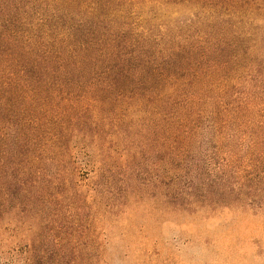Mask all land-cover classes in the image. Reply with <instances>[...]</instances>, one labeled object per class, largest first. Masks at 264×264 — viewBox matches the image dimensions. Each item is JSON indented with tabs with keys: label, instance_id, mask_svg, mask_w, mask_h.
I'll list each match as a JSON object with an SVG mask.
<instances>
[{
	"label": "trees",
	"instance_id": "16d2710c",
	"mask_svg": "<svg viewBox=\"0 0 264 264\" xmlns=\"http://www.w3.org/2000/svg\"><path fill=\"white\" fill-rule=\"evenodd\" d=\"M155 190L264 197V0H0V227Z\"/></svg>",
	"mask_w": 264,
	"mask_h": 264
},
{
	"label": "rangeland",
	"instance_id": "374dc122",
	"mask_svg": "<svg viewBox=\"0 0 264 264\" xmlns=\"http://www.w3.org/2000/svg\"><path fill=\"white\" fill-rule=\"evenodd\" d=\"M198 147L197 158L215 167V142L202 140ZM80 161L76 180L87 186L90 166ZM154 161L146 158L135 166L144 171L141 177L150 178L146 173ZM158 193L121 198L115 205L119 191L113 201L105 193L103 202L114 205L110 209L79 208L87 200L80 196L77 204L43 213L40 227L13 221L0 227V264H264V197L204 208L185 202L172 206ZM61 243L67 253L60 258Z\"/></svg>",
	"mask_w": 264,
	"mask_h": 264
}]
</instances>
